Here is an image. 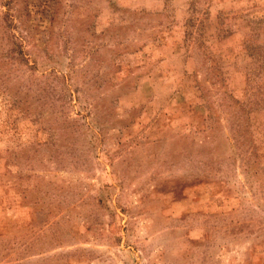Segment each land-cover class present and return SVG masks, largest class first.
<instances>
[{
    "label": "rangeland",
    "instance_id": "1",
    "mask_svg": "<svg viewBox=\"0 0 264 264\" xmlns=\"http://www.w3.org/2000/svg\"><path fill=\"white\" fill-rule=\"evenodd\" d=\"M0 264H264V0H0Z\"/></svg>",
    "mask_w": 264,
    "mask_h": 264
}]
</instances>
